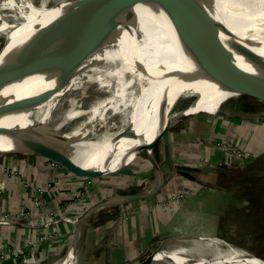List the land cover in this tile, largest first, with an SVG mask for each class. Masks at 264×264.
Segmentation results:
<instances>
[{
  "label": "bare ground",
  "instance_id": "6f19581e",
  "mask_svg": "<svg viewBox=\"0 0 264 264\" xmlns=\"http://www.w3.org/2000/svg\"><path fill=\"white\" fill-rule=\"evenodd\" d=\"M130 1L128 7L132 11L142 19H150L139 22L144 37L117 35L81 41L74 31L54 34L49 39L44 24L34 27L28 21L54 17L77 5L104 16L118 13L120 8H108L105 0H0V36L3 38L0 61L13 34L23 23H27V27L19 38L14 65L25 61L32 49L47 39L38 57L30 64L10 70L4 118L25 116L27 103L32 101L35 103L33 121L54 122L60 129L74 121L67 136L92 138L91 134L99 135L95 143L87 145L90 152L66 146L77 159L95 162L96 154L112 156L115 161L124 154L133 157L141 146L151 145L163 129L172 125L174 119L169 123L166 121L170 118L171 106L181 98L194 100L175 116L184 111L214 114L225 101L234 100L241 94L257 92L264 95L263 80L228 65L212 47L193 41L169 43L161 39V27L149 22L159 18L197 19L264 53V0H190L200 8L196 12L197 6L186 8L181 4L184 0ZM115 5H119L118 1ZM170 10L176 13L171 14ZM161 32L164 33L163 29ZM53 69H59L56 83L43 82L42 78ZM38 71H41L40 75ZM94 91L97 93L95 98L87 104L86 98ZM119 104L129 112L139 114L143 121L130 123L120 119L105 123L100 120L120 116L106 110ZM78 122L85 126L92 124L85 127ZM90 129L92 131L87 132ZM111 129L118 132L116 137L129 139L126 144L112 146V142L100 137L103 131L110 132ZM36 144L60 146L41 133H0L2 154L34 153L32 148ZM122 200L124 196L118 195L105 204ZM73 221L77 222V219ZM163 250L156 256V262L167 259L171 264H264V259L218 238L207 242L202 251L189 250L185 255H170L167 249ZM72 262L71 249L69 258L58 264Z\"/></svg>",
  "mask_w": 264,
  "mask_h": 264
},
{
  "label": "rangeland",
  "instance_id": "374dc122",
  "mask_svg": "<svg viewBox=\"0 0 264 264\" xmlns=\"http://www.w3.org/2000/svg\"><path fill=\"white\" fill-rule=\"evenodd\" d=\"M2 39L0 36V46ZM58 70L50 71V74L42 78L43 82L48 81L51 85L56 83ZM41 71H38L39 75ZM96 94L95 91L92 92L85 102L88 104ZM191 100L194 99L181 98L179 102L174 103L170 116L182 110ZM120 104L106 109L117 115L121 114L120 116L114 115L113 118L100 120L105 123L120 119L128 120L130 123L143 121L139 114L129 112ZM221 110L220 114L197 112L178 119L175 117V121L158 141L148 149L143 148L135 157L133 155V160H130L127 166L115 173L93 178L95 179L93 181H96L111 177L110 180L117 181L118 186L116 184L117 188L101 199L89 201L86 208L106 200L98 204L101 206L113 197L125 196V192L143 194L160 192L159 201L151 200V204L146 208L150 209L156 204L164 206L168 210L166 214L172 217L182 203H188L192 195L201 193V196L192 202L193 207L198 206L201 215L206 214L203 217L200 215L201 218L196 221L198 231L184 233L165 227L167 236L165 238H168L166 249L170 255L173 253L185 255L189 250L202 251L207 242L212 238H218L264 258V95L241 94L234 100L225 101L221 105ZM196 118H200L199 122ZM172 119L170 117L166 122L169 123ZM73 122L69 121L63 128L65 133H68ZM77 124L85 126L80 122ZM90 131L92 129L87 132ZM103 132L100 137L112 142L110 143L112 146H123L126 140H129L116 137L118 132L113 129L110 132ZM91 135L92 138L70 135L68 141L64 142L65 147L89 151L87 145L95 143L99 136ZM18 155L24 160L39 156L27 152L0 153V156L6 159ZM99 157L101 160L94 154L96 163L104 164L113 159ZM88 161L92 162L90 159ZM12 173L8 172L9 175L17 174L16 170ZM194 209L196 210L195 207ZM175 219L170 224H173ZM211 219H215L214 233L206 236L203 232L204 221ZM154 264L171 262L163 259Z\"/></svg>",
  "mask_w": 264,
  "mask_h": 264
},
{
  "label": "crops",
  "instance_id": "0c3cea01",
  "mask_svg": "<svg viewBox=\"0 0 264 264\" xmlns=\"http://www.w3.org/2000/svg\"><path fill=\"white\" fill-rule=\"evenodd\" d=\"M14 170L20 175L8 174ZM110 178L93 181L63 166L54 168L41 156H0V220L6 213L12 220L0 223V264H58L71 249L73 264H136L157 246L166 249L165 227L196 232L197 219L206 216L192 205L201 193L172 217L164 206L146 208L151 200L159 201L160 192H125L122 201L86 208L117 188ZM214 224L215 219L204 221L206 236L214 233Z\"/></svg>",
  "mask_w": 264,
  "mask_h": 264
},
{
  "label": "water",
  "instance_id": "95a60500",
  "mask_svg": "<svg viewBox=\"0 0 264 264\" xmlns=\"http://www.w3.org/2000/svg\"><path fill=\"white\" fill-rule=\"evenodd\" d=\"M105 1L108 3V8L119 7L120 12L104 16L101 13L94 14L88 8H82V6L77 5L69 12H64L54 17L47 16L45 18L40 17L41 19H31L28 22L29 25L34 27L44 24L43 29L44 31H48L49 39L54 34H63L68 31H74L81 41H84L86 39H92L93 41H95L103 39L105 37L117 35L134 36L136 38L144 37L145 33L141 29L139 22L141 20L150 19H142L139 17L138 13L132 11L128 7V4L131 3L130 0ZM116 1H118L119 3L118 6L115 5ZM181 4H184V7L186 8L190 6L196 8L197 6L196 10L193 11H200L198 5H193L190 0H184V2H182ZM177 11L179 10L177 9ZM170 13H176V11L170 10ZM149 22H154L156 25H159L161 27L159 28L161 39H164L169 43H184L189 41L204 43L215 49L228 65L239 71H243L252 77L264 81V53L246 44L245 42L232 37L228 33L218 29L217 27L203 23L202 21L197 19L185 20L177 18L173 20H163L159 18L158 20H151ZM26 27L27 23H23L19 27V29L15 31L8 43L6 54L0 61V133L14 132L31 135L41 133L44 138L46 137L55 140L59 143V147L55 145L44 146L42 144H36L34 148H32V152H34L33 154L57 162L65 169L79 176L89 178L105 176L115 173L127 166L133 160H131L132 156L130 154H124L117 160L104 164L90 162L88 160H82V162L77 159L76 155L72 154L70 150H67L65 147L64 142H67L69 137L67 136V133L63 131V128L60 129L56 127L57 125L54 122H38L31 119V116L33 115V106L35 104L32 101L27 103L28 105L26 106L27 111L25 116L9 120H6L4 118L8 102V81L10 70L14 67L22 68L30 64L35 58L38 57V52H40V49L45 45V42L47 40L43 39L35 49H32L31 54L25 61L19 62L14 65L13 60L17 55L19 38ZM154 29L157 30V28ZM162 29L164 33L161 32ZM191 113L197 112L184 111V113L179 114L178 116H175L174 114L170 117L175 120L176 118L178 119L184 115H188ZM220 113H222L221 109L216 112V114ZM166 129L167 128L161 131V133L156 137L151 145L145 144L141 146V148L134 153V157L143 148L148 149L152 145H154ZM99 203L101 202H98L96 204L98 205ZM162 250V245L157 246L136 264H152L156 259V256Z\"/></svg>",
  "mask_w": 264,
  "mask_h": 264
},
{
  "label": "built area",
  "instance_id": "2783aa9c",
  "mask_svg": "<svg viewBox=\"0 0 264 264\" xmlns=\"http://www.w3.org/2000/svg\"><path fill=\"white\" fill-rule=\"evenodd\" d=\"M44 159H45V161H46L47 163H49L50 166H52V167H54V168H56V167H57V168H58V167H61V165L58 164L57 162H54V161L49 160V159H47V158H44ZM86 178H87V179H90L89 177H86ZM34 202H35L36 205L39 204V201H38L37 198H35ZM4 216H5V219H4V220H0V223H9V222L12 223V220L9 219V218H11L10 213H6Z\"/></svg>",
  "mask_w": 264,
  "mask_h": 264
}]
</instances>
